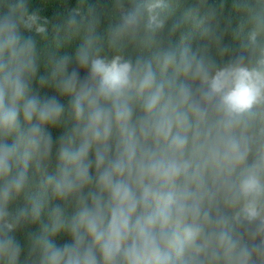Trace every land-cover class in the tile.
<instances>
[{
	"label": "clouds",
	"instance_id": "1",
	"mask_svg": "<svg viewBox=\"0 0 264 264\" xmlns=\"http://www.w3.org/2000/svg\"><path fill=\"white\" fill-rule=\"evenodd\" d=\"M178 8L75 7L43 47L32 0H0V264H264V0L220 59L165 39H221Z\"/></svg>",
	"mask_w": 264,
	"mask_h": 264
},
{
	"label": "trees",
	"instance_id": "2",
	"mask_svg": "<svg viewBox=\"0 0 264 264\" xmlns=\"http://www.w3.org/2000/svg\"><path fill=\"white\" fill-rule=\"evenodd\" d=\"M179 4L178 11L175 16L170 18L169 24L178 22L181 19V13L190 5L198 4L201 16L207 17L211 14L210 23L216 28L217 35L221 37L219 43L209 41L207 38L202 37L200 29L184 28L178 31L175 36H168L167 29L165 31V39H172L175 42L179 41L181 31L188 32L191 36L194 48L203 45L209 46V51L212 55L220 59L218 49L225 45L230 47V52L225 55L240 54L246 52L244 44L246 43L247 26L241 29L240 25L246 18L245 5L254 2V0H177ZM34 10H38L50 22L49 38L48 40H41L37 37L39 43L43 47L54 46L53 34L57 25L62 24L67 13L75 7L91 6L96 15L100 17L101 28L106 26L111 20V0H32ZM62 36V32H61ZM52 94L50 89L42 90ZM53 137L59 135L60 130L50 129ZM22 204L23 201L21 200ZM56 203V202H53ZM37 225H26L22 227L18 233L22 245L27 239V234L35 231ZM66 237H59L57 243L62 244Z\"/></svg>",
	"mask_w": 264,
	"mask_h": 264
}]
</instances>
